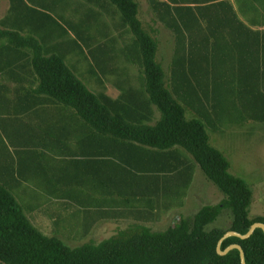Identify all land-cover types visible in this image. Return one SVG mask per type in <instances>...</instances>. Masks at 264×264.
Listing matches in <instances>:
<instances>
[{
  "label": "trees",
  "instance_id": "1",
  "mask_svg": "<svg viewBox=\"0 0 264 264\" xmlns=\"http://www.w3.org/2000/svg\"><path fill=\"white\" fill-rule=\"evenodd\" d=\"M29 1L40 7L48 3V0ZM109 1L124 18V29L119 35L129 51L127 60L144 73L145 80L143 85L130 87L118 71L107 70V75H116L112 81L122 90L117 99L107 93H93L77 77L66 63L68 55L59 51L60 48L66 51L67 47L44 45L42 41L46 38L41 30L51 25L45 23L42 27L41 17L35 16L39 10L28 7L25 0H10L15 26L29 28L28 36L18 29H0V79L8 77L12 83L25 84L13 93L0 80V126L8 140L14 135H24L22 139L15 138V146L25 148L19 153L20 157L24 154L31 157L19 158L17 174L28 183L36 180L35 184L45 189L48 198L74 199L76 205L91 214L94 213L89 209L94 204L119 206L123 200L128 204L131 200L124 199L128 196L132 200L173 199L180 205L197 166L224 194V199L217 205L203 207L193 222L181 216L179 222L166 231L157 232L145 225L133 224L99 244L87 243L72 249L33 225L27 213L36 207L40 192L34 189L37 192L32 196L38 200L24 206L12 192L15 185H21L14 180L15 168L0 165V262L242 264L238 250L219 255L218 245L226 232L207 231V227L215 223L224 210H229L233 215L230 231L246 235L254 224H264V217L250 218L253 191L246 180L231 173V162L212 145L209 129L221 131L220 125L226 122L264 125V31H253L252 27L259 24L255 21L240 20L228 0H212L214 4L204 8V13V9L198 7L174 8L159 0H150L159 21L176 35L170 66L172 84L168 87L164 66L159 61L160 42L156 31L149 32L139 18V0ZM194 1L203 4L205 0ZM73 4L76 7L75 2ZM84 7L82 4L78 9L82 18ZM198 12L204 20L209 13L211 20H207L212 33L217 35L216 45L226 42V50L215 49L211 53L196 49L200 41L209 42L203 35ZM69 21V28L87 42L83 33L86 27L82 31L81 26L80 32V26ZM49 34L55 38L57 31L49 30ZM95 62L98 68L106 66L99 60ZM21 91L27 94L22 95ZM8 92L15 98H9ZM47 104L73 109L81 123L71 129L23 125L16 127L14 133L10 132L8 122L16 119L20 112ZM190 113L194 116L189 118ZM157 114L159 118L152 124ZM74 134L79 140L74 141ZM40 148L72 160L57 165L54 159L45 158L46 154L37 156ZM51 168L52 177L47 178ZM63 169H66L67 179L66 175L62 176ZM121 174L127 175V179ZM90 190L96 193L100 190L106 199L98 201ZM95 210L100 212V217L104 211L105 219H121L129 214L107 211L104 207ZM232 245L243 248L246 264H264L262 229H257L246 240L226 239L222 251Z\"/></svg>",
  "mask_w": 264,
  "mask_h": 264
},
{
  "label": "rangeland",
  "instance_id": "2",
  "mask_svg": "<svg viewBox=\"0 0 264 264\" xmlns=\"http://www.w3.org/2000/svg\"><path fill=\"white\" fill-rule=\"evenodd\" d=\"M25 2L31 9L47 12L50 15L51 19L49 21L51 27L41 30L46 40L42 41L41 38L40 40L44 42L45 46L48 44L51 48L55 46L67 47L68 50L66 51L59 47V51L68 55L66 57L67 65L93 93L97 95L107 93L113 99H117L120 92L122 93V90L120 91V88L112 81L116 75H107V70L109 72L118 71L120 77L124 76L130 87L143 85L145 81L144 73L135 68L127 60L130 57L129 51L126 49L124 41H120L119 33L124 29L122 26L124 18L121 12L109 0H59V2L58 0H48V7L46 5L40 7V5L29 0H25ZM73 2H75L76 7ZM78 3L80 6L82 4L85 5L83 8V18L78 14V9H80ZM139 4V18L148 27L155 15L150 10L148 0H139ZM53 5H55L57 12L53 10ZM8 13V0H0V16L2 18L6 17ZM68 21L70 24L74 23L80 26V32L81 26L82 31L86 27L83 33L84 37L86 36L85 38L88 39L87 42L79 38L74 30L69 28ZM52 29L57 31L55 38L50 37L49 30ZM76 30H78V27H76ZM65 32L67 33L65 34ZM25 36H28V34H25ZM70 48L72 49L71 51L69 50ZM50 50L54 51L55 49ZM166 52L168 56H166L164 51L163 53L161 51L159 61L164 66L167 76L166 82L168 87H170L172 84L170 66L173 52L171 48L166 50ZM96 60H99L106 66L98 68L96 66ZM124 72L126 73L124 74ZM27 84L29 86L28 82ZM3 85L7 86L10 92L15 93L16 89L25 84L12 83L7 77L3 81ZM8 94L10 96V93ZM11 98L14 99L15 95ZM46 106L57 107L50 104ZM193 116V114H189V118ZM4 118L7 119L8 116ZM158 118L159 116L157 114L151 123L154 124ZM225 124L220 125L221 131L209 129L211 143L214 147L221 150L230 160L232 165L231 173L243 178L250 185L253 191L249 214L250 218L256 219L258 217H264V125H259L254 122H248L245 125L228 124L227 122ZM58 135L61 137V132H58ZM78 135L83 138L81 133H78ZM79 136L74 134V141L79 140ZM15 145L16 140L14 138L8 140L0 127V150L8 153V156L3 159L5 161L4 164L0 161V165L3 164L6 167L9 162L16 166L15 159L18 156L12 149ZM42 150V154H46L45 158L54 159L57 165L72 160L71 157L64 155H53V152H47L45 148ZM87 159L80 158L79 160L85 161ZM52 172L53 169L51 168L47 178L52 177ZM63 175H66L65 178L67 179L66 169H63ZM120 176L123 179H127L128 177L123 174ZM4 177L6 178V176ZM18 179L21 185H15L12 189L13 191H11L24 206L35 203L38 200L37 197L32 196V193L38 191L41 195L39 196V201L34 204L36 207L27 213L33 225L45 235L61 239L72 249L87 243L99 244L116 234L119 230L126 229L133 224L145 225L157 232L166 231L174 227L179 222L181 216L189 222H193L194 217L203 207L217 205L224 199V194L207 179L199 166L195 168L193 181L189 189L185 192L180 205L173 199V201H166L163 198L160 201H157L155 198L144 200H137L136 198V200H132L133 198L128 196V198H124L131 200V203L128 204H124V200L122 203L119 202V206L108 205V203L106 205L104 203L103 206L101 203V207H98L94 204L89 209L94 214L89 213L87 209L80 208L73 202L75 201L74 199L66 197L56 201L55 199L48 198L47 193L45 194V189L38 188L35 184L37 182L36 180L35 182L30 181L28 183L21 177ZM34 189L37 191H34ZM89 193L96 197L98 201L106 199V195L102 194L100 190L97 193L95 191L91 192L90 190ZM114 196L116 198L118 197L117 194ZM102 206L107 211L110 209V211L116 210L129 214L121 219H105L103 217L105 216L104 211L101 215L102 217H100L98 215L100 212L95 210L97 208H103ZM232 223L233 215L231 211L224 210L218 220L207 227V231L219 229L228 233L230 232ZM0 264L2 263L0 262Z\"/></svg>",
  "mask_w": 264,
  "mask_h": 264
},
{
  "label": "crops",
  "instance_id": "3",
  "mask_svg": "<svg viewBox=\"0 0 264 264\" xmlns=\"http://www.w3.org/2000/svg\"><path fill=\"white\" fill-rule=\"evenodd\" d=\"M160 2L163 3H167L169 5H171V7L174 8H183V7H192L194 9L201 8V9H207L210 5L214 4V2H212V0H205L204 2H201L203 4H196L194 0H159ZM229 2H231L234 6V9L236 11L237 17L242 20L243 22L246 23V20L248 19L249 21H255V24H258L255 27H252L253 31H264V26L262 23H264V0H228ZM59 2V0H58ZM149 4H150V10L151 12L155 15L154 19L151 20V24L145 27L149 30V32H155L156 31V35L157 38L160 42V46H161V51L163 53V51L166 53V56H168L166 50L171 48V51L174 53V50L176 48V38H175V32L167 27L164 23L159 21V18L157 17V15L154 13L153 8H152V4L150 2V0H148ZM9 3V13L6 17L0 16V29H5V30H15L18 29L19 32L23 35L25 34H29V28L28 26L22 25L21 28L20 27H16L15 24L13 23V21H15V19L11 18V8H12V4L10 2V0H8ZM48 4V3H47ZM46 4V5H47ZM140 5V4H139ZM53 10L57 12L55 5L52 6ZM204 9L203 13L206 12V10ZM40 11V10H39ZM202 13V14H203ZM212 13H215L214 11H212ZM58 14V13H57ZM199 15V12L197 13ZM40 16L42 20H40V23L42 24V27L45 25V23H50L49 19H47V16H50L47 12H43L40 11L39 14H35V16ZM59 15V14H58ZM207 19L211 20V17L209 18V13L205 14ZM62 17V15H59ZM199 18H201V24L202 27L204 29L203 31V35L209 40V42L206 43L204 41H200L197 45H196V49H199V51H208V52H214V50H226L227 46H226V42L224 43L223 41L217 43L216 45V38L217 35L212 33L213 29L211 30V27L208 24V20L203 18L199 15ZM247 20V21H248ZM223 32L227 33L226 30H224ZM169 35V37H168ZM165 39V40H164ZM4 80H2L3 83ZM15 83V82H14ZM10 93V92H8ZM7 93L8 97L11 98V93L10 96ZM22 95L27 94L26 91H21ZM81 123L80 120H78V118L76 117V111H74L71 108H60V107H49V106H42V107H35V108H31L29 110L26 111H22L19 113V116H16V119H13L12 122H8V129L10 130V132L14 133L16 127H22L23 125L26 126H31V127H36L39 129H48L49 127H58V128H74V127H78L79 124ZM2 131L3 128L2 126H0ZM4 132V131H3ZM5 134V132H4ZM14 135V134H13ZM6 136V134H5ZM24 136V135H21ZM21 136H17L14 135V140L15 138H19L22 139ZM7 137V136H6ZM43 143H40L39 145H42ZM6 149V148H3ZM14 153L17 154L18 158L15 159L16 161V166H14V164H11L8 162V166L15 168L16 172H15V177L14 180H18L20 181L18 178L20 177L18 173V166H19V161L20 159H23L22 157L24 156L26 159L31 158L29 157L28 154H24L21 155V157L19 156V153L21 151H24L25 148H20V147H16L14 146L13 148ZM42 148H40L39 152L36 154L38 156V154L41 155L42 153ZM12 155V154H10ZM54 155V154H53ZM6 156H8V153H4L3 155L0 156V161L4 164L5 161H3L4 158H6ZM20 158V159H19ZM37 158V157H36ZM19 160V161H18ZM2 164V165H3ZM6 166L5 168L7 169ZM4 167V166H3ZM8 178H10L9 176H7ZM11 179V178H10ZM23 179V178H22Z\"/></svg>",
  "mask_w": 264,
  "mask_h": 264
},
{
  "label": "water",
  "instance_id": "4",
  "mask_svg": "<svg viewBox=\"0 0 264 264\" xmlns=\"http://www.w3.org/2000/svg\"><path fill=\"white\" fill-rule=\"evenodd\" d=\"M257 229H262L264 231V224H262V223L254 224L251 227L250 231L246 235H242V234H239V233H236V232H231V231L226 233V235L222 238V240L219 242V245H218V253H219V255L225 256V255H227L228 253H230L233 250H238L240 252V254H241L242 264H246L245 252H244L243 248L240 245H232L228 249H226L225 251H222V244H223V242L226 239H228L230 237H237V238H239L241 240L249 239L254 234V232Z\"/></svg>",
  "mask_w": 264,
  "mask_h": 264
}]
</instances>
